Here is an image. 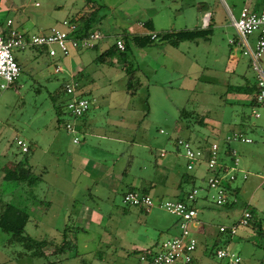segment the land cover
Listing matches in <instances>:
<instances>
[{
    "label": "rangeland",
    "instance_id": "rangeland-1",
    "mask_svg": "<svg viewBox=\"0 0 264 264\" xmlns=\"http://www.w3.org/2000/svg\"><path fill=\"white\" fill-rule=\"evenodd\" d=\"M262 1L0 0V26L7 27L11 20L13 27L37 34L59 25L65 18L80 19L95 11L94 28L104 35L98 47L72 50L67 57L60 53L51 57L47 49L42 50L44 46L13 48L22 69L11 87H0V209L6 202L28 209L31 216L25 233L51 243L45 247L47 257H34L21 243H10V233L0 228V264H43L48 259H60L59 264H135L140 248L157 249L164 240L175 236L178 221L162 207L155 206L147 212L140 206L124 203L122 190L130 186L161 198L157 186L166 182L170 165L171 171L184 181L181 194H187L194 185L201 187L196 202L198 219L213 233L206 247L199 229H194L202 258L210 264H225L216 256L218 246H223L238 252L243 264H264V116L256 117L249 104L235 102L223 87L234 74L229 65L236 57L229 42L237 36L231 12L238 17L245 4L261 9ZM258 3L260 7H255ZM207 11L211 15L204 24ZM140 22H146L149 28L138 26L139 29L154 28L157 33L206 28L212 29V33L206 38L185 41L179 49L161 39L145 47L131 42L123 59L118 54L99 59L128 25ZM247 59L242 55L239 65L232 67L234 72L250 70L253 74ZM262 59L264 65V54ZM56 64L63 66L64 71L56 73ZM70 66L84 67L75 81L92 101L88 113L92 121L86 133L78 134L79 143L73 141L74 133L65 127V122L78 124L84 118L69 114L66 107L68 95L63 84L69 80ZM130 76L135 90L128 95L125 90ZM212 76L214 79L207 78ZM60 106L61 115L57 111ZM261 110L264 111L263 107ZM201 118L214 120L223 127L209 121L201 124ZM234 130L244 132L253 142L231 143L240 159L237 178L227 190L228 203L219 206L211 198L215 190L207 184V163L202 161L189 170L188 159L184 150L177 147L176 139L187 138L195 145L203 138L217 140L220 152L232 164L225 138ZM105 134L109 138L102 137ZM18 139L25 141L29 152H24ZM81 149L109 167L113 168L117 161L114 168L129 173L123 177L125 184L115 192L107 189L99 193L93 188V181L83 177L74 190L80 175L71 172V162L73 153ZM19 160L28 161L34 174L43 178L33 186L4 179L7 170L13 169ZM45 165L48 172H44ZM193 175L194 181L189 179ZM163 194L164 199L180 196L169 191ZM42 203L51 204L57 212L63 208L65 212L70 210L71 214L65 219L63 211L52 216L38 215L37 207ZM85 208H90L89 212L78 221L77 212ZM245 210L252 213L249 226L240 224ZM258 221L262 223V233L254 226ZM66 225L71 230L73 246L65 256L58 257L53 251L62 245ZM221 225H236L237 233L229 243L221 241L215 245L213 236L220 240L231 236L220 231Z\"/></svg>",
    "mask_w": 264,
    "mask_h": 264
},
{
    "label": "built area",
    "instance_id": "built-area-1",
    "mask_svg": "<svg viewBox=\"0 0 264 264\" xmlns=\"http://www.w3.org/2000/svg\"><path fill=\"white\" fill-rule=\"evenodd\" d=\"M208 17V15L206 16ZM231 21L234 25L237 37L231 41L235 49L249 57L250 67L255 75V80L260 87L257 94L258 103L264 107V9L255 10L250 5H244L238 17L231 13ZM8 20L7 27L0 26V87L5 89L12 86L21 73V67L13 54V48L46 46L47 53L51 57H67L72 50L93 48L94 45L104 37V35L94 30L84 37H77L75 31L78 29L79 19L65 18L59 25L39 33L29 34L26 30H20L11 25ZM156 34H152L154 38ZM255 36L254 42L250 39ZM118 49H125L121 38L115 41ZM54 71L60 73L64 67L56 64ZM75 73H70L69 80L65 83L66 94L68 95L66 107L69 114L82 117L92 105V101L80 96L79 84L75 81ZM256 117H260L259 111H254ZM66 129L74 133L73 141L78 143V124L71 121L66 122ZM177 147L184 150V155L188 159L187 167L189 170L195 169L197 164L202 161L207 163L206 170L209 175L207 184L209 189L215 190L211 195L216 205H224L228 200L227 190L229 185L237 178V169L240 159L237 150L230 149L229 156L233 163L229 164L220 152V143L217 140H206L195 145L187 138H177ZM225 141L251 143L252 138L239 130H234L227 134ZM18 143L24 151L27 144L21 139ZM165 154L164 151L161 152ZM244 178L247 174H244ZM201 187L195 186L184 198L176 199H156L151 193L143 192L138 189L127 190L123 194V202L129 205L140 206L144 210L151 211L155 206H159L169 211L177 217L179 232L172 238L166 239L157 249H144L139 253L135 264H194L195 253L198 248V238L194 234V224L198 221L199 209L196 205L199 199ZM252 220V213L245 210L240 224L249 226ZM220 231L229 232L230 235L237 233L238 226L226 227L221 225ZM216 256L219 260H225V264H243L242 256L228 247H218Z\"/></svg>",
    "mask_w": 264,
    "mask_h": 264
},
{
    "label": "trees",
    "instance_id": "trees-1",
    "mask_svg": "<svg viewBox=\"0 0 264 264\" xmlns=\"http://www.w3.org/2000/svg\"><path fill=\"white\" fill-rule=\"evenodd\" d=\"M256 10H258V9L256 8ZM71 20H74V18H71ZM95 20H96V12L95 11L90 12L86 16L80 17L78 29L75 31L76 36L77 37H84V36L88 35L89 33L93 32L94 30H96L94 28ZM141 24L145 28L148 27L146 22H142ZM153 33L156 34V36L154 38L152 37ZM210 33H212V29H209V28H206V29H184V30H178V31H167V32H163V33L152 32V33H147V34H140L138 32H129L125 29L121 35L117 36V39L122 37L121 39L124 42L125 49H123V50L118 49L116 46V43H114L111 47L106 48L104 51H102L101 55L99 56V59L103 60L105 57L112 56V54H118L123 59L126 51L131 48V42L136 44L137 46L145 47V46L151 44L152 42H154V40L161 39V40L169 41V43H171L174 46H178L183 41L195 40V39H199V38H206L207 36L210 35ZM100 40L94 45V47H98ZM31 47L38 48L39 46H31ZM41 48L44 51H46V49H47L46 46L41 47ZM18 63L22 69L21 63L20 62H18ZM128 72H129V69H128ZM80 75H81L80 73H77V76H75V78L77 77L79 79ZM130 78L132 79V77L130 76L127 80L126 90L128 93L133 94L132 90H135V85L133 87V81ZM16 81H14V83ZM65 83L63 84V90L66 93ZM79 89L81 91L80 96L87 97L85 95V90H83L84 87L79 86ZM259 90H260V87L257 84L256 80H254L252 83H249L248 88H246L244 90L245 92H248L249 94L252 95V98L249 102V106L252 108L257 107V106L258 107L261 106L257 101V94L259 93ZM89 110L82 117H85L86 114L89 112ZM57 111H58L59 115H61L63 113L62 106L57 107ZM61 120H62V122L64 121V119H61ZM200 122H201V124H205L204 119H202V118L200 119ZM65 124H66V122H65ZM252 125L254 126V124H252ZM249 127H251V125H249ZM78 131H79V133L81 132L80 121L78 122ZM226 142L228 144V146H227L228 149L226 150V152L229 154L230 149H234V147H232V145H231L232 142H229V141H226ZM24 152L25 153L29 152V148H27V150ZM3 178L15 181L18 184L27 183L28 185L33 186V185L37 184L36 183L37 179L39 180L40 176L34 174L33 167L30 164H28V161L19 160V161H16V165L13 169L7 170V172L5 173ZM188 178L189 177L187 176L186 180L191 179L194 181L195 175L191 176V178H189V179ZM183 182L184 181H182V183ZM182 183L180 184V188L182 187ZM143 192H145V191H143ZM147 193H149V192H147ZM180 198H184V195L181 196ZM29 220H30V213L28 210L23 209V208L15 205L12 202H6V203L1 204L0 228L5 232L10 233L11 237L9 239V242L10 243H21L23 245V247L30 253L31 256L47 257L45 247H46V245L51 243V240H47V239L37 240V239H34L29 234H26L25 233L26 232V225H27ZM254 226H257V230L260 233H262L263 226H262L261 221L256 222L254 224ZM70 231L71 230H70L69 226L66 225V227L64 228L63 233H62L63 243H62V245H57L58 250L56 249V252L53 251V254L58 255V257L59 256L60 257L65 256L67 254L68 250H70L73 246V243L69 238ZM215 245H219V243L217 242V243H215ZM218 247H220V246H218ZM149 249H151V248H149ZM60 261H61L60 259H59V261L48 259L43 264H59Z\"/></svg>",
    "mask_w": 264,
    "mask_h": 264
},
{
    "label": "crops",
    "instance_id": "crops-1",
    "mask_svg": "<svg viewBox=\"0 0 264 264\" xmlns=\"http://www.w3.org/2000/svg\"><path fill=\"white\" fill-rule=\"evenodd\" d=\"M261 3L263 4V7L261 8L263 10L264 9V3H263V1ZM254 6L255 7H258L259 6L260 7V3L254 4ZM250 7L253 8L251 5H250ZM253 9L256 10V8H253ZM261 9H258V10H261ZM207 15H208V17H206ZM210 15H211V12L210 11H207L206 14H205V16H204V22H203L204 24H207L208 18L210 17ZM141 23L142 22H140L139 25L138 24L137 25L130 24V25H128V27H127L126 30L129 31V32H138L140 34H147V33H152V32L157 33L154 30V28H152L151 30H149V29H144V30L139 29L138 26L143 27ZM56 25L57 24L52 25V26H56ZM46 29H48V28H46ZM46 29H44V30H46ZM44 30H41V31H44ZM236 37L231 38L229 40V42L231 43V41L234 40ZM250 40L252 42H254L255 36L251 37ZM184 42L185 41H183L181 43H184ZM180 44L178 46H175V47H177V49H179ZM233 51H234V55L236 57H235V59L233 61H230L229 71H231L234 74L232 76H230V78L227 81L226 85L223 86V87L225 88L227 94H230L232 96V98L235 100V102H242L243 104H246V103L249 104V102H250V100L252 98V95L249 94L248 92H245L244 90L246 88H248V84L249 83H252L255 80V75H254V73L252 74L251 72H249L250 70H248V71H246L244 73H242V72H240V73L234 72V70H233L232 67H234V64L235 63H236V65H239V63H240V60L239 59L244 54L239 53L235 49L234 46H233ZM246 64H247L248 68L251 69L249 57L246 60ZM82 72H84V67H82V68L81 67L80 68H76L75 67L74 69L71 67V69L69 70V74L70 73H75L76 76H77V73H80L81 74ZM207 78H213L214 79L213 76L212 77H207ZM125 91L129 95V93L127 92V90H125ZM234 100H233V102H234ZM261 107L262 106H259V107L257 106V107H253V108L251 107L252 108V112L259 111L261 113V116L260 117L264 116V111L261 110ZM263 110H264V107H263ZM88 113L82 119V121H80V130H81V132H84V133H86V130H87L86 127H87V125H89V123H91V121H92V119L89 118ZM204 121L207 124H209L208 123V121H209L208 118H206ZM209 122H211L210 124H212V125L221 126V128L223 127V124H220L218 122L216 123V122H214V120H210ZM97 136L100 137L101 134H98ZM105 136H106V138H109L107 136V134L103 135L102 137L105 138ZM110 138H113L114 139V138H117V137L112 136ZM206 140H208V139L203 138V139H201L198 142V144H201V143H203V141H206ZM116 141H122V140L120 138H117ZM84 152L85 151H83V149H81V150H78L75 153H73V156L74 157L72 158L73 162H71V168H72L71 172H73V174L75 176H76V173H78L80 175V178L79 179H78V177H76V183H75V185L73 187L74 190L77 189V187H78L77 184H78L79 181H82V178L83 177L85 179H87L88 181H90V180L93 181V188L94 187H95L94 189L97 188L96 190L99 193L102 192V190H107V189H109L110 191L115 192V191H117L116 189H118L120 185L123 186V184H125V182L122 181L123 180V177L125 175L129 176V173H127L126 170L123 172L120 167L114 168L116 166V164H117V161L115 163L113 162L112 166H114V167L112 168V167H109L107 164H104L103 162H101V159L92 158L89 154L86 155V153H84ZM162 156L165 157L166 156V153L164 155H162ZM224 158H225V156H224ZM226 159H224V160L227 162ZM103 166H105V167L103 168ZM170 167H171V165H170ZM170 167L167 166V168L169 169V172H168V174L166 176L167 177L166 182L163 183V184H162V182H160V184H162V185L161 186H157L159 188V190L161 191V192H157V193H159L157 195L159 197H161V198H164V196H163L164 194L163 193L166 192V191H169V192L173 193V195H178V196L180 195L179 197H181L183 195L185 196L186 194H184V193L181 194V192H180L181 191L180 184L182 183L183 179L181 177H177L175 175L174 171H171V168ZM47 170H48V167H47V165H45L44 166V172H46ZM50 170H51V168H50ZM57 176H59V174H57ZM195 177H196V175H195ZM41 178H43V176H40V179ZM73 180L75 181V179H73ZM141 181L144 182L146 180H141ZM154 183L155 184H158L157 181H152V184H154ZM195 186L196 185H194V187ZM91 187L92 186H88L87 188L91 189ZM157 187L155 186V188H157ZM230 187H231V184L229 185V188ZM131 189H136V188H130V186H128L127 188H124L122 190L123 191L122 193L124 194V192H126L127 190H131ZM179 197H177V198H179ZM49 203H51V201H49ZM49 203L48 204L47 203L46 204L45 203H42L40 206H38L37 207L38 208L37 209V214L38 215L39 214H43V216L44 215L45 216H52L53 214L55 215L56 213L57 214H60L63 211L62 214L64 213V219H65V216H67V217L70 216V214H71V211L70 210H68L67 212H65L66 209L63 208L62 210H58V212H57L56 211V208L55 209H52V205L51 204L49 205ZM28 208H29V206H28ZM89 210H90V208H89ZM89 210L87 208H85L83 211L82 210H79L77 212L78 213V221H79V219L81 220V218L84 219V215L87 213V211L89 212ZM29 213H30V211H29ZM95 213L98 215L97 212H95ZM30 216H31V213H30ZM201 223L199 222V219H198V221L194 224L193 230L194 229L196 230L197 228L199 229L200 236L203 237V243L202 244H206V247H207L208 246V243H211V242L208 241V239L213 235V233L211 232V230L209 229V227L206 226V223H204V222H201ZM178 229L179 228H177V233L179 232ZM211 233H212V235H211ZM233 238L234 237L231 235L229 237L224 238L223 240H220V238H218V237L216 238V235H215V236H213V238L211 240H213V242H212L213 244H215L217 242L220 243L221 241H223V243H229L230 241L233 240ZM199 243L200 242H199V238H198V248H197V251L195 253L194 264H210L209 261L207 263V261L205 260V257L202 258V253H200L198 251L199 250ZM220 247H223V246H220ZM135 248H137V247H135ZM143 249H146V247L140 248L138 250L139 251L138 253H140L141 250H143Z\"/></svg>",
    "mask_w": 264,
    "mask_h": 264
}]
</instances>
